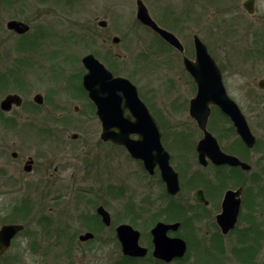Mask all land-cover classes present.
<instances>
[{
	"label": "rangeland",
	"instance_id": "1",
	"mask_svg": "<svg viewBox=\"0 0 264 264\" xmlns=\"http://www.w3.org/2000/svg\"><path fill=\"white\" fill-rule=\"evenodd\" d=\"M143 1L154 20L182 41L188 56L195 57L194 35H199L207 45L223 73L230 97L243 109L257 137V145L252 150L255 172V184L252 185L261 187L264 185V89L259 87V83L264 80V0H258L255 14L244 10L231 12L229 5L232 0ZM244 1L238 0L240 4ZM136 12L137 0H76L71 5L64 4L62 0H0V73L12 68L15 61L29 58L28 53L15 52L16 46L26 42V38L33 37L31 41L35 48L39 47V54L33 57L38 64L28 60L35 65L30 76L10 81L11 86L0 92V101L8 93H18L24 98L21 108L11 114H0V149L6 146L10 148L6 153L7 160H12L13 151L20 154V163L28 156L38 155L43 151L44 143L39 135L47 132L61 134L63 139L72 142L66 149L73 152L81 149L79 143L83 142L70 141V136L79 134L89 144L86 152L90 150L94 151L93 155H105L106 146L98 148L94 141H89L92 136L100 134L101 126L96 120H91L92 114L85 100L81 99L78 92L70 90L67 81L70 77L77 80L75 75L79 77L85 73L81 60L92 53L112 73L129 79L137 86L143 98L153 105L164 120L162 131L165 148L175 154L178 161L187 164L191 143H196L202 137L189 116V103L195 97L196 90L178 52L165 46L154 32L144 27L137 20ZM12 19L31 25L32 30L24 41L7 29L6 24ZM101 20L108 22L107 28L99 26ZM90 31L95 39L89 36ZM115 37L120 39L118 44L113 42ZM79 38L81 42L76 41ZM3 86V81H0V87ZM38 93L46 97V105L42 109H34L33 98ZM56 105L66 107L63 112L56 111V117L62 112L66 120L54 122L48 119L47 112L50 108L56 110ZM76 106L80 107L78 112L75 111ZM231 128L232 124L225 121L220 112L213 110L209 129L227 148L237 141L235 135H231ZM114 156L118 157L113 164L114 186L119 188L117 192L121 194L116 195L111 205L114 224L117 226L127 221L124 217L127 201L140 204L144 198L153 199L155 186L152 185L157 184L147 179L136 163L125 160L121 149H115ZM17 162L15 165L19 166ZM23 165H20L22 170ZM66 174L69 178L72 172ZM188 187L185 185L184 195L189 194ZM27 195L31 197V191L25 186L0 185V203L23 199ZM216 200L217 196L213 197V205ZM257 200L259 207L254 217V232L249 236L254 243L260 236L264 238V197L259 196ZM209 210L214 211L213 207ZM245 216L246 213L243 218ZM72 224L80 229L78 222L73 221ZM146 225L147 228L152 226L150 223ZM242 227H245L243 222ZM29 229L35 235L23 237L22 243L17 242L3 262L114 264L122 256L117 241L113 249H107L106 252L63 253L57 247L64 245V238H57L52 233L46 235L41 230L37 233L35 225ZM192 229L189 234L194 248L189 256V264H209L205 249L199 252L195 247L200 242L219 246L220 237L208 220L196 222ZM71 238L72 242L77 240L76 237ZM236 239V233L224 241L220 239L224 248L221 253L211 250V264H242L236 249ZM261 241L262 245L252 264L264 263V239ZM33 245H41L45 249L35 251L31 249ZM94 245L100 244L97 242Z\"/></svg>",
	"mask_w": 264,
	"mask_h": 264
},
{
	"label": "flooded vegetation",
	"instance_id": "2",
	"mask_svg": "<svg viewBox=\"0 0 264 264\" xmlns=\"http://www.w3.org/2000/svg\"><path fill=\"white\" fill-rule=\"evenodd\" d=\"M62 1L66 5H71L76 0ZM249 1L251 0H245L240 4L238 0H232L229 5L230 11L234 13L244 10L248 13L246 3ZM252 3L255 14L258 0H253ZM13 20L27 24L30 27V30L24 34H20L15 30H10L8 28V23ZM101 21L98 22L99 26ZM6 27L10 32L19 35L23 41L32 30V27L28 22L18 19L9 20ZM107 27L108 22L107 26L102 28ZM89 36H92L91 38L95 39L92 31L89 32ZM26 39V42L20 43L16 46L15 52L19 54L28 53L29 58H22L15 61L12 68L5 73H0V81H3L4 83V86L0 87V92L11 86L10 81L13 82L15 79L17 81L21 78H27L30 76L31 70L35 69V65L30 64L29 62H35L33 57L34 54H39V47L35 48V44L31 41L33 40V37ZM79 40L81 42V38L76 39L77 42ZM105 41L106 39L104 42ZM162 41L165 42L164 40ZM167 45L165 46L174 48L169 44ZM174 50H176L178 55L181 56L182 61L184 55L188 56L186 50L184 53H181L175 48ZM188 57L191 58L190 56ZM191 59H195V57ZM85 73L81 74L79 77L78 75H75V79L77 80L70 77L67 81L71 87L70 90L78 92L81 99L85 100L86 107L92 114L91 120H96L101 126L100 134L92 136V140L89 141H94L98 148L106 146L107 151L105 155H103V153L93 155L94 151L90 150L86 152V147H88L89 144L81 139L79 134L71 135L70 141L76 143L82 141L83 143H79L81 149L74 152L70 150L68 151L66 148L69 149L70 143L72 142L69 143V141L63 139L61 134L56 135L48 132L39 135L44 142L43 151H40L38 155L28 156V158L23 159L21 163V157L17 151L11 153L12 160H7L6 153L10 151V148H8V146L5 148L1 147L0 185H16L20 188L25 186L27 190L29 189L31 191V197H28L27 195V197L25 196L26 198L24 197L23 199L13 200L9 203H0V215H3L0 217V231L5 226H23V229L14 235L7 250L0 255V264H13L6 261L3 262V259H5V257H7L12 251L17 242L22 243L23 237H31L35 235L34 231L29 232V227L31 228L34 225L37 233L41 230L46 235L52 233L54 236H57V238H64V245H59V247H57L63 250V253L69 254L71 251L106 252L107 249H113L114 243L117 241L118 249H120L122 256L120 260L114 264H189V256L194 248L189 233L190 231H193L192 227L195 223L201 220H208L209 224L215 227L216 234L222 241L233 233H236L238 245L236 249L240 261L242 264H252V261L256 256L255 254L262 245L261 240L264 239L260 236L256 243L252 242V239H249V236H252V233L254 232V217L259 207L257 197H264V185H261V187L260 185H252L255 184L253 181V179H255L253 176L255 175V172H253L252 150L256 147L258 140L249 124L247 115L244 113L240 105L238 104L247 118L253 135L256 137V145L253 148L248 147L243 142L231 119L224 115L217 107L211 108L212 112L208 120L207 128L210 131V118L213 114V110L216 111L218 109V112L223 116V119L232 124L231 129L233 133L231 135H235L237 139L236 143L230 144V148L223 146L217 139L221 150L228 155L237 157L241 162L248 164L250 169L245 170L242 166H232L229 164L216 165L207 157L206 164L201 162L197 146L204 137V132L200 129L196 119L191 115L190 101L189 116L192 123L198 127L202 137L196 143H191L192 150L189 151L191 155L189 156V161L186 165L182 161V163L178 161L176 155L167 150L171 155L170 163L178 174L180 186L179 192L172 195L168 192L167 184L162 178V172L159 166L155 167L151 172L146 169L143 161L132 158L126 147L117 145L114 142L103 138L102 123L97 114V106L89 98L88 93L83 86V77ZM186 73L189 74L187 70ZM188 76L190 77L197 94V85L192 76L190 74ZM9 95H19L23 99L22 106L24 105V98L20 94L8 93L0 101V109L3 114H11L15 109L22 107L14 106L10 112H4L1 108V103ZM37 95L43 97L42 104L35 102L34 99ZM139 95L153 117L159 123L162 131V122L164 120L160 117L158 112L154 110L153 105L143 98L140 92ZM33 101L34 109H42L43 106L46 105V97L41 93L36 94ZM65 108V106L58 107L57 105L56 110L50 108L47 112L49 115L48 119H51L54 122L66 120L63 116L64 114H61ZM79 109L80 107H75V111L78 112ZM57 110H61L62 112L56 117ZM188 145H190V143ZM115 149H121L125 160L136 163L146 178L153 180L154 183L157 184L152 185L155 186V196L153 199L151 197L144 198L140 204L127 201L124 206V217L127 221L119 223L117 226L114 224V214L111 211V205H113L116 195H121L120 192H117L119 191V188L114 186L113 164L114 161L118 159V157L115 158L114 156ZM17 161H19L20 165L24 163L23 170L20 168V165H15L18 163ZM69 171L72 172V175L68 178L66 173ZM249 179L251 181H249ZM231 184H233L234 187L229 188L228 185ZM185 185L189 186V191H187L189 193L188 195L183 194ZM220 185H222V187ZM222 190L223 192L221 194ZM228 191L239 192L236 199L240 201V208L235 228L228 234H224L218 223V218L223 213V203ZM215 196H217V200L215 205H213V197ZM210 207H213L214 211H210ZM245 213L246 216L243 218ZM193 217L196 219H193ZM108 219L109 221H107ZM73 221L78 222L80 229L74 227V224H72ZM242 222L245 224V227H242ZM147 223L152 224V226L147 228ZM159 223L173 226L167 231L166 235L169 238H179L186 243L187 250L183 258H175L171 262H166L154 255L156 245L154 243V235L152 231ZM121 225H128L139 233V246L146 250L144 256H130L124 254L123 247L117 236V229ZM174 226L177 227L174 228ZM71 237H76L78 241L76 240L75 242H72L70 240L72 239ZM220 239L219 246H213L211 244L205 245L203 242H200L199 245L195 247V250L200 252V250L205 249L204 252L207 253L209 264H211V250H218V252L221 253L220 251L224 248ZM97 242L100 244L99 246L94 245V243ZM25 247L26 246L23 248ZM26 249L30 250L29 247ZM31 249L39 251L44 250L45 248L41 245H33Z\"/></svg>",
	"mask_w": 264,
	"mask_h": 264
},
{
	"label": "water",
	"instance_id": "3",
	"mask_svg": "<svg viewBox=\"0 0 264 264\" xmlns=\"http://www.w3.org/2000/svg\"><path fill=\"white\" fill-rule=\"evenodd\" d=\"M252 1L246 3L249 14H254ZM136 17L144 27L156 33L170 46L184 53L185 47L182 41L173 32L161 27L154 20L143 0H137ZM100 26L106 27L107 22L101 21ZM8 28L20 34L30 30L27 24L15 20L8 23ZM113 42L118 44L120 39L115 37ZM194 48L195 59L184 55L183 62L185 69L197 85V94L191 100L190 112L204 132V137L197 146L200 160L206 164L207 157L216 165L242 166L248 170L250 169L248 164L241 162L237 157L224 153L217 138L208 130L211 108L217 107L231 119L238 135L248 147L253 148L256 145V137L238 103L230 97L219 65L209 52L207 45L197 34L194 35ZM82 63L86 70L83 86L89 98L97 106V114L102 123L103 138L126 147L132 158L143 161L149 171L152 172L155 167L159 166L168 192L172 195L177 194L180 190L179 178L170 163L171 155L163 144V132L141 99L137 86L125 77L115 76L94 54L86 55ZM259 87L264 89V80L259 83ZM34 100L38 104L43 103L41 95H37ZM22 104L23 99L19 95H9L1 103V108L4 112H10L14 106L21 107ZM238 194L239 192L234 191L226 193L223 213L218 218V223L224 234H228L237 224L240 208V201L236 199ZM172 227L159 223L152 231L156 245L154 255L166 262H171L175 258H183L187 250L186 243L182 239H172L166 235ZM22 229L21 225L3 227L0 231V255L10 246L14 235ZM117 236L124 254L130 256L146 254V250L139 246V233L132 227L119 226Z\"/></svg>",
	"mask_w": 264,
	"mask_h": 264
},
{
	"label": "trees",
	"instance_id": "4",
	"mask_svg": "<svg viewBox=\"0 0 264 264\" xmlns=\"http://www.w3.org/2000/svg\"><path fill=\"white\" fill-rule=\"evenodd\" d=\"M6 1H9V0H6ZM157 37L161 40V38L157 35ZM162 41V40H161ZM162 43L164 44V45H167L165 42H163L162 41ZM217 112H218V109L216 110ZM1 115H3V113H0Z\"/></svg>",
	"mask_w": 264,
	"mask_h": 264
}]
</instances>
